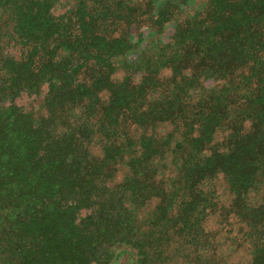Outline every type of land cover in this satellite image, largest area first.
I'll list each match as a JSON object with an SVG mask.
<instances>
[{"label":"trees","instance_id":"trees-1","mask_svg":"<svg viewBox=\"0 0 264 264\" xmlns=\"http://www.w3.org/2000/svg\"><path fill=\"white\" fill-rule=\"evenodd\" d=\"M234 219L264 264V0H0V264H228Z\"/></svg>","mask_w":264,"mask_h":264},{"label":"rangeland","instance_id":"rangeland-1","mask_svg":"<svg viewBox=\"0 0 264 264\" xmlns=\"http://www.w3.org/2000/svg\"><path fill=\"white\" fill-rule=\"evenodd\" d=\"M22 102L25 104H28L27 106H39L42 102V96L37 97H25ZM31 104V105H29ZM169 127L167 125H163L159 128V130H168ZM122 172L116 174V181H120L122 179ZM204 188L209 189H216L217 195H220V199L225 205H228V203L231 200V196L229 194L227 183L222 178H217L213 181H208L204 183ZM261 201V193H250L248 196V202L252 205H256ZM233 221V220H232ZM230 221L226 225L225 230L219 235V238L222 236L221 244L219 246V250H229V253H232L228 257V264H245L248 260V253L245 250V247L241 248L239 251L231 252L230 246L234 244L233 239L237 236L238 231H240V228L242 224L239 222H236L234 219V222ZM215 226V223H213ZM229 230V231H228ZM221 239V238H220ZM137 254L135 251L129 247H125L118 256L111 262V264H137Z\"/></svg>","mask_w":264,"mask_h":264}]
</instances>
